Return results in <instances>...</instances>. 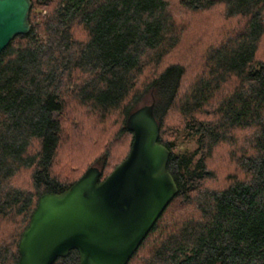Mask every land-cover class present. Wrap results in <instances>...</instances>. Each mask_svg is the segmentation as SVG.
<instances>
[{
    "label": "trees",
    "instance_id": "1",
    "mask_svg": "<svg viewBox=\"0 0 264 264\" xmlns=\"http://www.w3.org/2000/svg\"><path fill=\"white\" fill-rule=\"evenodd\" d=\"M31 1L0 53V264L44 194L123 162L147 102L179 191L127 264H264V0Z\"/></svg>",
    "mask_w": 264,
    "mask_h": 264
},
{
    "label": "water",
    "instance_id": "2",
    "mask_svg": "<svg viewBox=\"0 0 264 264\" xmlns=\"http://www.w3.org/2000/svg\"><path fill=\"white\" fill-rule=\"evenodd\" d=\"M31 0H0V53L29 33ZM134 133L123 162L101 181L92 166L68 189L38 202L18 248L19 264H54L77 250L79 264H127L179 191L168 170L154 103L127 118Z\"/></svg>",
    "mask_w": 264,
    "mask_h": 264
},
{
    "label": "rangeland",
    "instance_id": "3",
    "mask_svg": "<svg viewBox=\"0 0 264 264\" xmlns=\"http://www.w3.org/2000/svg\"><path fill=\"white\" fill-rule=\"evenodd\" d=\"M37 11H42V14H45L46 12H45V10H40V8H38V10ZM145 104H150V102H147V103H145ZM197 141H196V139L195 138H191V140H190V142L187 144V146H186V149L188 150V151H193V150H195L196 148H197Z\"/></svg>",
    "mask_w": 264,
    "mask_h": 264
}]
</instances>
